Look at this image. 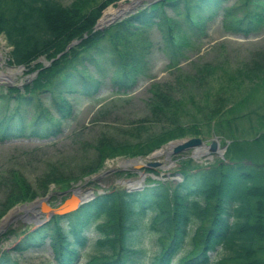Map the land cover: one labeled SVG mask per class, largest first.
<instances>
[{"label": "trees", "instance_id": "1", "mask_svg": "<svg viewBox=\"0 0 264 264\" xmlns=\"http://www.w3.org/2000/svg\"><path fill=\"white\" fill-rule=\"evenodd\" d=\"M111 1L70 0L62 4L59 0H0V33L9 45L5 62L22 64L23 74L36 69L33 77L0 87L4 102L0 140L55 137L61 122L73 112L66 95L92 97L103 86L105 81L93 77L90 70L103 76L109 71L106 82L112 92L129 90L145 65L142 40L146 29L155 25L162 31V49L184 43L181 38L173 39L171 29H179V25L165 8L176 15L182 13V24L189 31L212 14L220 16L225 30L244 35L264 21V5L251 10L250 0L230 6L221 4L225 0H154L92 29L101 8ZM120 4L108 6L102 17ZM181 37L185 38L184 30ZM71 39L76 41L54 57ZM40 57L51 59L44 65ZM191 63L188 70L178 68L171 79L148 85L147 112L131 128L134 142L113 141L107 136L97 139L89 144L93 159L81 166L77 175L48 167L37 176V189L44 191L50 182L68 186L71 178L94 171L103 158L143 156L168 139L183 136L218 135L226 142L222 156L202 165L182 159L173 173L178 175L174 180L152 179L137 189L95 191L74 210L51 214L21 232L10 248H0V264H20L10 250L39 247L45 241L55 264H136L141 240L149 233L156 234L149 264H264V117L256 113L250 136L239 134L237 122L252 110L238 108L243 99L228 102L222 90L207 99V87L200 83L208 84L215 69L222 66ZM242 65L238 68L245 70L246 76L258 77L262 72L252 56ZM180 79L185 81L178 86ZM183 84H189L187 90L182 89L186 88ZM196 93L202 95V101ZM189 103L197 115H190ZM185 115L189 117L183 119ZM144 122L158 129L142 135ZM0 185L5 192L0 213L36 195L15 171L0 175ZM192 218L197 224L187 236ZM90 225L95 232L93 239L85 234ZM9 233L7 227L1 236ZM186 241L188 246H184ZM87 245L90 251L79 263V249ZM218 246L223 251L212 260L211 253Z\"/></svg>", "mask_w": 264, "mask_h": 264}, {"label": "rangeland", "instance_id": "2", "mask_svg": "<svg viewBox=\"0 0 264 264\" xmlns=\"http://www.w3.org/2000/svg\"><path fill=\"white\" fill-rule=\"evenodd\" d=\"M59 1L62 4H67L70 0ZM127 1L129 0H114L107 3L101 8L97 18L102 17L103 12L108 6L115 7L118 3L123 4ZM242 1L225 0L221 4L224 6L239 5L242 4ZM255 1L256 4L250 0L248 8L254 10L258 6L264 5V0ZM146 2V0H139V3L135 5L133 10L135 11L138 7L146 4ZM129 9L130 5L120 15L124 17L132 13L133 10L130 13L126 12ZM189 11L191 13V8ZM111 12L112 10L105 14L104 17H110L109 14ZM165 12L178 23L179 29L172 28L171 31L175 41L180 38V40L184 41L182 45H179L178 48L171 46L169 50L168 48L162 49L160 47L162 31L155 25L146 29L142 40V43L146 45L143 48L145 52L142 51L145 54L143 59L145 65L141 72L137 74L134 85L125 92H112L107 87L106 82L110 72L106 71L103 76L90 70L93 77L102 78L105 81L103 82V86L92 97L79 96L75 98V95H66L67 101L73 107V112L70 117L61 122V130L55 137L50 139L18 137L0 140V175L4 173L8 175L11 171L18 172L29 183L31 189L36 191V195L34 196L50 193L48 203L49 205H55L69 195V191L63 193L60 191L77 184L81 191L91 189L92 193L98 189L110 187L125 188L131 186L133 187L132 189H137L134 188L137 182L143 185L148 184L152 179L174 180L178 175L173 173L177 170L179 164L183 162L182 159H185V162H187L186 158H189L191 165L195 163L202 165L218 157L220 158L222 155L219 156L216 151L193 155L191 149H186L168 158L164 157L163 152L151 155L149 151L143 156H137L141 158L142 162L151 161L154 163L153 165H138L130 159L128 164L125 165L127 169L124 171L121 169L111 170V168L119 167L120 161L122 163L123 159L134 158L136 155H115L103 158L94 171L85 175L82 174V176L80 174L76 179L71 178L69 181L70 185L68 186L58 187L50 182L44 191L40 192L37 189L36 178L48 167L53 166L52 168H56L59 172L68 175H77L80 167L91 162L93 159V150L89 144L97 139L107 136L113 141L134 142L136 137L131 133V128L136 123L137 118L145 115L147 112L144 101L148 95V85L152 81L171 79L178 68L182 70L190 69L192 65L191 61L198 63L213 62L214 64L218 63L217 66H222V68L215 69L212 78L207 80L208 84L200 83V85L207 87L205 89L208 96L207 99H210V96L215 91L222 90L228 102L244 100L241 105H238V108L242 109V111L251 109L252 112L237 122V129L242 136H250L252 134L250 126L255 124L256 113L264 117V54L261 55V52L264 50V21L257 25L256 29L251 33L244 35L225 30L220 16L212 14L202 24L192 27L189 31L182 24V13L176 15L168 8H165ZM203 14L205 13L203 12ZM183 30L185 38L181 37ZM8 49L9 45L3 34L0 33V87L9 84H19L24 77L29 79L35 75L33 71L35 70L36 72V69H34L28 74H23L24 66L22 64L20 70L16 69V65L7 64L5 62V54ZM251 56L255 61L259 62L258 69L262 72L258 77L251 73H248L249 76H246V71L238 68L244 62H248ZM39 60L42 62V60L46 59L40 57ZM42 64L44 63L42 62ZM216 74L218 75L216 76ZM184 81L180 79L177 85L180 86ZM182 87H186L182 89L187 90L189 84H183ZM195 95H198L200 97L199 100L202 101V95L197 93ZM195 100L198 99L196 98ZM184 102L187 103V100H184ZM188 105L187 110L191 116L199 113L196 109H192L193 105L191 103ZM3 108L4 102L0 100V113L3 112ZM188 117L185 115L183 119H187ZM142 125V135L158 129L155 128L156 125L149 124L148 122H144ZM212 136L214 135L210 134L209 136L201 137V139H209ZM217 140L219 145L226 144V142L222 143L218 135ZM145 166L150 169H146ZM139 171L143 173L142 177L138 174ZM4 194V187L0 185V208L2 207ZM32 198L11 204L1 211L0 219L13 205L16 207L20 203L29 201ZM31 209L12 211L11 215L13 218L9 220L5 227V229L10 227V233L7 236H1V233L5 229L0 233V248L6 250L10 248L21 232L32 227V216H42L41 214L33 215L35 210H38L37 206H33ZM196 224L197 220L192 218L188 224L187 236H190ZM85 234L90 239H93L95 232L91 229V225L85 230ZM145 239L146 237L141 240V252L135 257L136 264H149L150 258H147L146 261ZM188 244L186 241L184 246H188ZM152 245L151 252L155 248L153 240ZM222 249V247H216L214 252L211 253L212 260L223 251ZM89 251L88 245L81 247L76 260L79 263L82 262ZM10 254H13L20 264H55L46 241L39 247L26 248L21 251L10 250Z\"/></svg>", "mask_w": 264, "mask_h": 264}, {"label": "water", "instance_id": "3", "mask_svg": "<svg viewBox=\"0 0 264 264\" xmlns=\"http://www.w3.org/2000/svg\"><path fill=\"white\" fill-rule=\"evenodd\" d=\"M146 1H147L146 3H150L153 0H146ZM138 3L139 2H137V1L133 2V4L130 6V9L127 10L126 12L127 13L132 12V10L135 8V5ZM122 16L123 15L111 17V18L106 19L104 21H99V18H97L92 25V29L101 28L105 24L113 22ZM75 41H76V39H71L69 42H67L65 44V46L63 47V49L61 51L57 52L54 55V57H57L60 53L65 51ZM50 59L42 60V62L44 64H48ZM21 68H22L21 64L16 65L17 70H20ZM33 73H35V70L33 71ZM224 148H225V143L223 145H219L216 135L212 136V138L204 139V140L201 139V137H199L198 135H192V136H187V137L168 139L165 143H163V144L159 145L157 148L151 150L150 154L156 155V154L163 152L164 157L168 158L171 155H175V154H177L181 151H184L186 149H191V153L193 155H197L199 153H205V152L211 153V152L216 151L218 153V155L221 156ZM130 159L133 160L138 165H144V164L145 165H149V164L153 165L154 164L151 161L142 162L141 158L136 156L134 158L130 157L127 159H123V161H122L123 163L120 164L119 167H112L111 170H120V169L126 170L127 168L125 165L128 164V161ZM138 174L140 175V177L143 176L142 175L143 173L141 171H139ZM141 186H142V184H139L137 182V184L135 185L134 188H140ZM132 188L133 187H131V186L125 187V189H127V190L132 189ZM75 190H79V192L77 193ZM80 190L81 189H79V185L77 184L76 186H70L67 189L60 191L62 193L69 191V195L67 197H65L62 201H60L59 203H56L55 205H49V203H48V197H49L50 193H45L41 196H34L31 200L26 201V202H22L19 205H17L16 207L13 205L11 207V209H9L0 219V233L5 229L9 220L11 218H13L11 213H12V211H15V210H19V209H22V210L30 209V210H32L31 208L33 206H37L38 210L36 209L35 212L33 213V215L41 214L42 216L41 217L32 216V219H33V222H32L33 225L32 226H35L36 224H39V223L45 221L51 214L64 215V214L74 210L81 202L86 201L87 199H89L93 195L91 189H86V190H82V191H80ZM100 190L101 189H98L97 192H99Z\"/></svg>", "mask_w": 264, "mask_h": 264}, {"label": "bare ground", "instance_id": "4", "mask_svg": "<svg viewBox=\"0 0 264 264\" xmlns=\"http://www.w3.org/2000/svg\"><path fill=\"white\" fill-rule=\"evenodd\" d=\"M135 1H137V2H139V0H129V1H127V2H125V3H123L122 5H119L118 7H116L115 9H113L112 10V12L109 14V16L110 17H108V16H103L101 19H99V21H104V20H106V19H109V18H111V17H115V16H120V14L124 11V10H126L127 9V7H128V5H132L133 4V2H135ZM123 163V162H122ZM121 163V161H120V163L119 164H122ZM77 193L79 192V190H75ZM81 191V190H80Z\"/></svg>", "mask_w": 264, "mask_h": 264}, {"label": "clouds", "instance_id": "5", "mask_svg": "<svg viewBox=\"0 0 264 264\" xmlns=\"http://www.w3.org/2000/svg\"><path fill=\"white\" fill-rule=\"evenodd\" d=\"M145 224H147V220H145ZM155 237H156L155 233H149L146 236V239H145V242H144V247H145V249L147 251L146 261H147V258H150L151 255H152V252H151V249L153 247L152 240L155 239Z\"/></svg>", "mask_w": 264, "mask_h": 264}]
</instances>
